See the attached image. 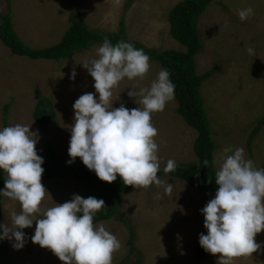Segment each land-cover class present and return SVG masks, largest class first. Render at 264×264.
Returning a JSON list of instances; mask_svg holds the SVG:
<instances>
[{"label":"rangeland","instance_id":"374dc122","mask_svg":"<svg viewBox=\"0 0 264 264\" xmlns=\"http://www.w3.org/2000/svg\"><path fill=\"white\" fill-rule=\"evenodd\" d=\"M9 1L11 3H9ZM184 0H0V14L7 13L11 4L15 31L28 46L45 49L59 44L71 27V17L82 13L87 25L103 33H116L125 22L127 38L154 51H185L186 48L171 35L170 13ZM252 7L254 15L241 21L240 10ZM1 24V21H0ZM203 50L197 56L198 73L213 70V77L204 83L202 96L209 116L214 139L217 171L227 155L237 148L245 150L246 159L254 166H264V128L251 138L264 116V0H216L199 22ZM96 45L90 51L61 61H35L14 55L0 38V130L15 124L31 126L39 132L38 155L48 162L47 141L61 162L70 159L71 127L74 124V102L83 94L95 93L94 80L80 63L95 59ZM254 48L249 55L247 47ZM150 70L143 79L125 78L113 89L114 108L123 104L128 109L143 107L140 97H129L131 90L150 88L162 70L160 63L149 61ZM75 69L77 75L70 79ZM98 98V93H95ZM53 101L57 118L45 130L34 120L40 97ZM10 105L6 114V106ZM178 101L166 104L164 111L152 114V124L158 130L160 171L168 160L176 167L198 163L194 145L198 132L178 114ZM252 139V140H251ZM225 149L230 151L225 152ZM67 164V163H66ZM71 166H83L76 158ZM158 172V173H159ZM120 177L119 175H117ZM163 184H173V192L164 195V187L151 185L129 192L122 200L121 215L103 222L121 242L113 254L112 264H219V254H197L199 236L207 235L201 210L214 198L200 192L184 180L158 177ZM50 195L42 201V209L70 201L74 195L87 198L88 189L82 183L54 179L42 183ZM162 196V198H158ZM18 201L0 197V224L12 223V214L19 213ZM126 219L135 230V248L131 254V233ZM101 224V223H100ZM99 225V224H98ZM36 223L23 229L25 246L16 250L12 242L0 241V264H63L49 249L33 244ZM256 242L264 246V231ZM2 247V249H1ZM233 264H264V247L252 257L235 258Z\"/></svg>","mask_w":264,"mask_h":264},{"label":"clouds","instance_id":"9594fccd","mask_svg":"<svg viewBox=\"0 0 264 264\" xmlns=\"http://www.w3.org/2000/svg\"><path fill=\"white\" fill-rule=\"evenodd\" d=\"M238 15L245 21L254 9L248 7ZM247 52L255 54L251 46ZM97 56L79 64L93 78L98 98L88 92L74 102L66 163L80 158L101 181L111 184L119 175L125 185L136 189L163 186L164 195L171 194L173 184L164 185L157 175L160 162L154 138L158 130L151 122L152 114L164 111L175 97L169 70L162 69L150 88L128 92L129 97L141 98L142 108L128 109L123 104L114 108L113 89L125 78L143 79L150 70V57L123 40L113 45L107 37ZM76 75L73 69L70 79ZM30 128L15 124L0 130V171L7 175L0 197L21 205V211L12 214L11 225L0 224V241L22 249L26 243L22 230L35 222L32 243L51 250L63 264H112L121 242L102 223H93L96 213L106 208L103 199L74 195L70 201L42 209V201L50 194L41 182L45 169L36 149L39 132ZM175 169L176 162L168 160L164 172ZM215 183L214 198L201 210L207 235L200 234L199 244L206 252L219 254V264H233L235 258L252 257L264 247L255 239L264 231V169L256 168L253 160L246 159L245 150L237 148L223 159Z\"/></svg>","mask_w":264,"mask_h":264},{"label":"trees","instance_id":"16d2710c","mask_svg":"<svg viewBox=\"0 0 264 264\" xmlns=\"http://www.w3.org/2000/svg\"><path fill=\"white\" fill-rule=\"evenodd\" d=\"M216 0H184L179 3L170 13L171 35L175 40L185 46L183 51H154L149 50L137 43L130 42L127 38L125 22L122 20L120 29L116 33H103L91 29L84 20L82 13L71 17V27L66 32L63 40L52 47L45 49H34L20 38L15 31L12 16L11 4L8 5V12L0 14V38L4 44L10 48L14 55L26 57L35 61L49 60L61 62L75 57L78 53L90 51L96 45L103 44L107 37L113 45L123 40L133 44L137 49H143L145 54L150 57V61L160 63L162 69H168L170 79L175 85V98L178 101L177 112L181 115L188 125L198 132L195 141L194 151L198 158L196 164H184L176 167L173 172H159L158 177L176 178L186 181L195 189L203 193L215 196L217 185L215 174V152L218 145L214 139L209 116L205 107L202 87L209 81L214 71L210 70L204 74L198 73L197 56L203 50L202 37L199 31V22L208 8ZM9 3H11L9 1ZM10 105L6 106V114ZM57 118L56 108L53 101L47 97H40L34 112V120L42 129H49ZM264 128V116L259 120L258 125L251 138H255ZM251 139V140H252ZM46 155L48 162H44L42 167L45 169L41 182L54 179H71L82 183L87 187L89 196L103 199L105 209L100 210L94 216L93 223L98 225L103 222L112 221L121 215L120 207L123 198L132 190L133 186L125 185L121 177L117 176L116 181L109 184L101 181L95 172L90 171L86 166H71L61 162L51 143L47 141ZM208 161L207 164L204 161ZM264 169V166H263ZM7 175L0 171V191L5 187ZM211 182L209 183V180ZM128 225L131 233L129 245L131 254L135 248V230L131 221H124ZM2 249V247H1ZM205 250L199 245L197 254L202 256ZM139 258L137 264H141ZM2 264H7L4 259Z\"/></svg>","mask_w":264,"mask_h":264}]
</instances>
